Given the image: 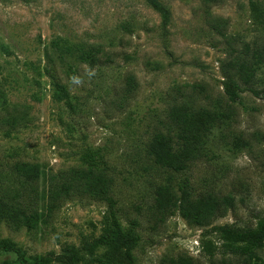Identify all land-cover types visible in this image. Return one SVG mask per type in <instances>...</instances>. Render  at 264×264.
Segmentation results:
<instances>
[{
    "label": "rangeland",
    "instance_id": "374dc122",
    "mask_svg": "<svg viewBox=\"0 0 264 264\" xmlns=\"http://www.w3.org/2000/svg\"><path fill=\"white\" fill-rule=\"evenodd\" d=\"M159 1L166 18L146 0H0V201L46 215L34 228L0 223V264H113L120 231L136 238L132 264L180 255L195 264H264V250L252 259L223 253L215 229L254 227L264 216V29L252 0ZM77 46L96 59L77 60ZM237 58L255 76L233 102L222 69ZM183 104L224 117L176 172L148 148L158 132L177 139L169 112ZM92 154L112 179L116 217L107 201L78 193L47 212L51 182ZM16 163L39 164V179H26ZM186 182L194 196H231L234 206L205 227L157 213L158 187L179 195Z\"/></svg>",
    "mask_w": 264,
    "mask_h": 264
},
{
    "label": "trees",
    "instance_id": "16d2710c",
    "mask_svg": "<svg viewBox=\"0 0 264 264\" xmlns=\"http://www.w3.org/2000/svg\"><path fill=\"white\" fill-rule=\"evenodd\" d=\"M153 8L160 11L166 18L167 9L164 8L159 0H146ZM206 3H212L216 0H204ZM251 13L254 21L262 25L264 29V9L255 0L250 2ZM215 28L224 36V32L218 25ZM245 51L250 50L248 43L244 44ZM70 53L80 62H92L96 59V52L87 51L82 46L70 49ZM255 68L244 59L237 58L231 60L223 66L224 87L228 98L236 101L239 98V92L245 86L253 82ZM130 81L133 78L129 79ZM169 116L175 122L179 131L176 138L169 134L158 132L150 141L148 154L154 162L164 168L179 172L186 168L188 161L196 150V144L199 143L201 136L217 124L224 114L207 109H192L187 105H177L170 109ZM176 145H178L176 147ZM88 162L84 167L73 168L70 170L67 179L62 182H51L50 201L47 203V212H53L57 207L56 203L62 198H70L73 193L87 195L95 199L107 201L108 210L114 218L116 213L114 206L116 201L112 197L111 184L112 179L108 177L106 168L101 167L102 159L97 156L89 155ZM14 168L17 172L30 181H37L41 175L39 164L16 163ZM179 195L171 187L159 186L156 190L155 207L157 213L161 216L172 215L178 212L191 225L205 227L219 217L224 216L228 210L234 206V200L231 196H218L211 192L199 196H194L189 190V186L183 183L179 186ZM37 210L26 207H11L0 201V223L8 219L16 226L36 227L39 222H45L44 216H41ZM254 227H245L243 229L235 228L231 225L216 227L223 239V253L235 256H245L252 259L257 256L259 250H264V216L257 219ZM118 224V223H116ZM136 241L133 233L127 235L120 233L113 234V264H132V245ZM118 244H122L125 249H121ZM203 249L212 253V249L206 247L203 242ZM63 262H67L63 257ZM43 259L40 260L42 262ZM68 262H70L68 260ZM169 264H195L191 256L180 255L171 258Z\"/></svg>",
    "mask_w": 264,
    "mask_h": 264
}]
</instances>
